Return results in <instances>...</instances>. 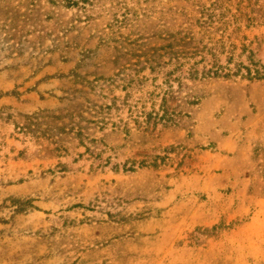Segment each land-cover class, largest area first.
<instances>
[{
	"label": "rangeland",
	"instance_id": "374dc122",
	"mask_svg": "<svg viewBox=\"0 0 264 264\" xmlns=\"http://www.w3.org/2000/svg\"><path fill=\"white\" fill-rule=\"evenodd\" d=\"M0 264H264V0H0Z\"/></svg>",
	"mask_w": 264,
	"mask_h": 264
},
{
	"label": "trees",
	"instance_id": "16d2710c",
	"mask_svg": "<svg viewBox=\"0 0 264 264\" xmlns=\"http://www.w3.org/2000/svg\"><path fill=\"white\" fill-rule=\"evenodd\" d=\"M197 7H198V5H197ZM198 8H199V10H200V11L198 12L199 14H205V11H204L205 8H204L203 6H200V7H198ZM255 75L258 76L259 73L256 72V74H254V76H255Z\"/></svg>",
	"mask_w": 264,
	"mask_h": 264
}]
</instances>
